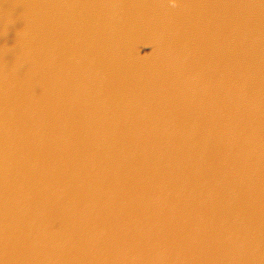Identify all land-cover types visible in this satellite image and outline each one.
Returning <instances> with one entry per match:
<instances>
[{"label": "clouds", "instance_id": "obj_1", "mask_svg": "<svg viewBox=\"0 0 264 264\" xmlns=\"http://www.w3.org/2000/svg\"><path fill=\"white\" fill-rule=\"evenodd\" d=\"M170 3L175 6L176 5V0H170Z\"/></svg>", "mask_w": 264, "mask_h": 264}]
</instances>
